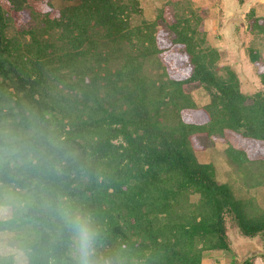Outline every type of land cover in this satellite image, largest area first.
Masks as SVG:
<instances>
[{
	"label": "trees",
	"instance_id": "obj_1",
	"mask_svg": "<svg viewBox=\"0 0 264 264\" xmlns=\"http://www.w3.org/2000/svg\"><path fill=\"white\" fill-rule=\"evenodd\" d=\"M60 1L42 10L0 0L8 245L27 264H74L61 211L72 206L92 218L98 264H204V253L230 250L228 221L264 247V207L249 192L264 186V16L248 14L246 51L261 85L249 93L209 42L207 8L192 0H165L150 19L139 0ZM192 86L208 92L206 104ZM217 142L244 193L197 159ZM0 264L14 255L0 252Z\"/></svg>",
	"mask_w": 264,
	"mask_h": 264
},
{
	"label": "rangeland",
	"instance_id": "obj_2",
	"mask_svg": "<svg viewBox=\"0 0 264 264\" xmlns=\"http://www.w3.org/2000/svg\"><path fill=\"white\" fill-rule=\"evenodd\" d=\"M38 2L39 8L42 10L47 9L46 0H36ZM144 11L145 17L148 19L154 16V11L156 8L160 7L165 0H139ZM207 2V0H201V2ZM198 0H192L194 7H202V5H198ZM51 4L53 8H57L62 4L60 0H51ZM206 4V5H207ZM15 21L24 22V18L19 17V15L15 14ZM22 22V23H23ZM205 27V24H204ZM208 29L207 33L209 34V42L220 48L221 53V63L228 64L233 66V68L237 69L238 75L241 79L242 90L249 93H254L258 88H261L259 78L255 72V65L249 61L248 52L246 51L247 46L249 43L253 41V35L248 31L238 30V32H243L240 36L234 32V30H224L221 27L215 28V30ZM213 30V31H212ZM222 35H220V33ZM211 33V34H210ZM215 34V35H214ZM218 36H221L220 39ZM239 36V37H238ZM240 37L243 39V44L240 45ZM167 60V59H166ZM170 68L175 70L179 74H184L186 71V66L180 65L179 63H173L172 60L168 62ZM189 92L193 100L196 102L198 106H202L209 101V94L206 90L202 87L194 88V86L190 87ZM196 113V112H195ZM199 114V112H197ZM197 114L192 115V117L197 119ZM224 146L223 143L217 142L214 146L204 149L195 150L197 159L201 162H213L216 170V178L220 182H224L226 180L232 182L233 190L236 194L244 193V190L238 189L237 182H235V172L229 167L226 161L225 153H224ZM257 192L255 193V191ZM249 192L252 195H255L257 198V203L264 207V186L249 189ZM9 209L7 207H0V216L6 217L8 216ZM231 223L228 221L226 222L227 226V236L228 242L230 246V250H213L204 253L202 257V262L204 264H239L241 263L238 261L237 257V248L239 246H243L248 239L251 238L253 246H262L263 241L257 235L254 237H246L238 231V228L235 226L233 227L230 225ZM11 233L9 232H2L0 233V252L5 254H13L15 258V264H27V259L25 254L10 245H8V239L10 238ZM252 263L254 259L262 260V264H264V254L256 255L251 257Z\"/></svg>",
	"mask_w": 264,
	"mask_h": 264
},
{
	"label": "crops",
	"instance_id": "obj_3",
	"mask_svg": "<svg viewBox=\"0 0 264 264\" xmlns=\"http://www.w3.org/2000/svg\"><path fill=\"white\" fill-rule=\"evenodd\" d=\"M207 2L208 4L201 0L195 2L208 10V16L204 20L207 31L212 28L215 30L219 26L224 30H234L240 36L244 33L238 32V30L247 31L248 14L251 10L255 12L256 16H264V0H207ZM219 33L222 35L221 32ZM217 37L221 36L217 35ZM242 44L243 39L240 37V45ZM253 264H262V260L254 259Z\"/></svg>",
	"mask_w": 264,
	"mask_h": 264
},
{
	"label": "clouds",
	"instance_id": "obj_4",
	"mask_svg": "<svg viewBox=\"0 0 264 264\" xmlns=\"http://www.w3.org/2000/svg\"><path fill=\"white\" fill-rule=\"evenodd\" d=\"M61 211L69 229V255L74 264H98L97 231L91 216L72 206ZM104 264H110V261L104 260Z\"/></svg>",
	"mask_w": 264,
	"mask_h": 264
},
{
	"label": "water",
	"instance_id": "obj_5",
	"mask_svg": "<svg viewBox=\"0 0 264 264\" xmlns=\"http://www.w3.org/2000/svg\"><path fill=\"white\" fill-rule=\"evenodd\" d=\"M251 238L248 239V242H246L243 246H239L237 248V257L238 261L242 262L248 258H251L256 255L264 254V247L262 246H253Z\"/></svg>",
	"mask_w": 264,
	"mask_h": 264
}]
</instances>
